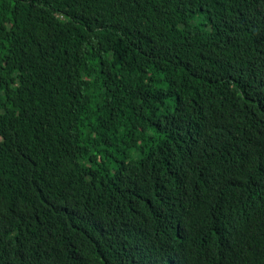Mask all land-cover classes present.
<instances>
[{
    "label": "trees",
    "instance_id": "trees-1",
    "mask_svg": "<svg viewBox=\"0 0 264 264\" xmlns=\"http://www.w3.org/2000/svg\"><path fill=\"white\" fill-rule=\"evenodd\" d=\"M0 264H264V0H0Z\"/></svg>",
    "mask_w": 264,
    "mask_h": 264
},
{
    "label": "bare ground",
    "instance_id": "bare-ground-1",
    "mask_svg": "<svg viewBox=\"0 0 264 264\" xmlns=\"http://www.w3.org/2000/svg\"><path fill=\"white\" fill-rule=\"evenodd\" d=\"M191 209H192V208H191ZM104 213H105V212H104ZM105 214H106V213H105ZM128 225H129V224H128ZM105 243H106V242H105ZM67 244H68V243H67ZM103 244H104V243H103ZM103 244H102V245H103ZM101 247H102V246H101ZM95 258H96V257H95Z\"/></svg>",
    "mask_w": 264,
    "mask_h": 264
}]
</instances>
